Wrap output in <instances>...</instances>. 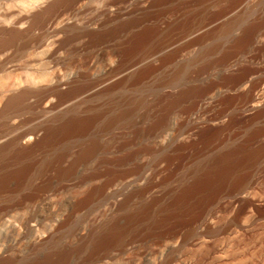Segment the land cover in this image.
Listing matches in <instances>:
<instances>
[{"label":"rangeland","instance_id":"obj_1","mask_svg":"<svg viewBox=\"0 0 264 264\" xmlns=\"http://www.w3.org/2000/svg\"><path fill=\"white\" fill-rule=\"evenodd\" d=\"M263 3L0 0V264H264Z\"/></svg>","mask_w":264,"mask_h":264},{"label":"bare ground","instance_id":"obj_2","mask_svg":"<svg viewBox=\"0 0 264 264\" xmlns=\"http://www.w3.org/2000/svg\"><path fill=\"white\" fill-rule=\"evenodd\" d=\"M253 2V1H252ZM260 3V2H259ZM250 4V3H249ZM262 4V3H261ZM264 4V3H263ZM255 5V4H254ZM248 7L246 8V10L248 9V8H250V10H253L252 8H251V6L252 5H247ZM257 6V5H256ZM255 7V6H254ZM256 8V7H255ZM263 8V7H262ZM242 9V8H241ZM240 9V10H241ZM257 9H258V7H257ZM255 10V9H254ZM249 11V10H248ZM60 13V12H59ZM238 13H239V10H238ZM238 13H236V14H238ZM2 15V14H1ZM239 15V14H238ZM243 13L241 14V16L240 17H238V19H237V17H236V20L235 21H233V22H231V24H230V29H232V30H236L238 27H239V25L241 24V21L243 20ZM234 16H236V15H234ZM245 16V15H244ZM1 17V16H0ZM227 17V16H226ZM231 17V16H230ZM250 17V16H249ZM1 19V18H0ZM2 20V19H1ZM227 23V22H226ZM229 23L230 22H228V25H229ZM16 27V26H15ZM224 28V27H223ZM258 28V27H257ZM210 29V28H209ZM206 30V29H205ZM250 30V29H249ZM254 32V31H253ZM199 33V32H198ZM255 33V32H254ZM254 33L253 34H251L250 33V37H249V39L250 40H245L244 41V43H245V46H246V43H252V44H256V42H257V40H255V35H254ZM196 35V34H195ZM197 36V35H196ZM195 37V36H194ZM257 37V36H256ZM246 38H247V36H246ZM244 39V38H243ZM264 39V38H263ZM200 40H196L195 39V41H193V42H196V43H198ZM201 41H203V40H201ZM241 41V40H240ZM50 42V41H49ZM192 42V41H191ZM201 43V42H200ZM199 43V44H200ZM234 43V42H233ZM78 44V43H77ZM178 44V43H177ZM193 44V43H192ZM203 44V43H202ZM196 45V44H195ZM197 46V45H196ZM171 47V45L169 46V47H167V48H170ZM173 47H175V46H173ZM173 47H172V49H173ZM48 49V48H47ZM52 50V49H51ZM238 50V49H237ZM236 50V51H237ZM5 51V50H4ZM43 51V50H42ZM50 51V50H49ZM234 51V50H233ZM41 52V51H40ZM2 53V52H1ZM56 53V52H55ZM52 52H42V53H40V54H38V55H35L34 57H32V58H30V60H29V64H28V66H30V68H32V71H36V73L37 72H40L43 68H42V65H44L43 67H45L46 65L44 64V62H45V60L46 59H51V57H52ZM159 54H157V56H158ZM208 55V54H207ZM205 56V55H204ZM154 57H156V55L154 56ZM152 60H156V59H152ZM171 60V59H170ZM48 61H50V60H48ZM48 61H47V63H48ZM199 61V60H198ZM28 63V62H27ZM198 62H197V60L195 59V60H191L190 62H188L187 63V66L188 67H190V66H192V65H194L195 66V64H197ZM25 65V64H24ZM27 65V64H26ZM27 66V67H28ZM193 66V67H194ZM134 67V66H133ZM136 67V66H135ZM42 68V69H41ZM192 68V67H191ZM207 68V67H206ZM134 69V68H133ZM190 69V68H189ZM194 69V68H193ZM129 70H131V68L129 69ZM157 70V69H156ZM155 70V71H156ZM181 70V72L179 73L178 72V74L176 75V76H174V78H175V80L174 81H176L178 78H179V80H180V77H183V75L186 73L185 72V70H183V69H180ZM183 70V71H182ZM188 70V69H187ZM203 70V69H202ZM50 71V70H49ZM67 71V70H66ZM65 71V72H66ZM132 71V70H131ZM44 73V72H43ZM127 73H130V72H127ZM188 73V75H189V71L187 72ZM28 74H31V73H28ZM54 74V73H53ZM68 74V73H67ZM103 74V73H102ZM126 74V73H125ZM191 74H193V73H191ZM31 75H33V74H31ZM46 75V74H45ZM73 75V74H72ZM182 75V76H181ZM29 76V75H28ZM27 76V77H28ZM40 76H42V75H40ZM44 76V75H43ZM99 76V75H98ZM101 76V75H100ZM119 76V75H118ZM36 76H34V78H32V77H29L30 78V81H29V84L31 83V84H33V85H36V87H37V85H40L41 83H44L43 81H45V80H43V77L41 78V79H37V78H35ZM78 77V74H76L75 76H71L69 79H67V80H63V81H61V82H59V87H65V86H67V85H69L72 81H74V80H76V78ZM121 77V76H120ZM124 77V76H123ZM32 78V79H31ZM173 78V79H174ZM27 80V79H26ZM25 80V81H26ZM109 80H111V79H109ZM109 80H105L104 82H103V84L101 83V85L99 84V86L98 87H96V88H94V89H92V90H88V92L86 93V94H84V97H82L81 98V100L80 101H82V100H88V99H91V98H93V97H97V95L100 93V90H101V88L103 87V86H105L104 84L106 83V82H108ZM178 80V81H179ZM49 81H51V80H49ZM124 82V81H123ZM125 82H126V80H125ZM129 82H130V80H129ZM173 82V81H172ZM50 83V82H49ZM176 83V82H175ZM23 84V83H22ZM46 84H48V83H46ZM124 84H126V83H124ZM123 84V85H124ZM29 86V85H28ZM46 86V85H45ZM15 87H18L19 88V86H15ZM23 87V86H22ZM31 87V86H30ZM29 88V87H28ZM11 89V88H10ZM39 89V88H38ZM220 90V89H219ZM23 92V91H22ZM9 93H12V91H10ZM33 93V91H30V90H27V91H25V92H23L21 95L19 94V96L18 97H16L17 98V100L16 101H14L13 103H7L6 101H7V96L8 95H6V94H4L5 96L2 98L1 97V99H3L2 101H0V106L2 107V109L4 110L5 108H9V107H17L18 105H22V104H24L25 103V101L28 99V97L31 95ZM76 93V92H75ZM100 95V94H99ZM98 95V96H99ZM9 97V96H8ZM49 98V97H48ZM261 98V97H260ZM0 99V100H1ZM14 99V98H13ZM52 101V100H51ZM79 101V100H78ZM78 101H75L74 103H72V102H70V104L72 103V105L74 106L75 105V107L77 108H81V105L80 104H78L77 102ZM27 102V101H26ZM77 103V104H76ZM81 103V102H80ZM82 105H83V101H82ZM45 107H44V109H43V114H44V119L46 118V117H48L49 115H51L52 113H54L55 111H58L57 109H59V108H61L60 107V105L59 104H55L54 102H48L46 105H44ZM67 107L69 108V105H67ZM72 107V106H71ZM17 108H20V107H17ZM22 108V107H21ZM74 108V107H73ZM83 108V107H82ZM17 110V109H16ZM61 110V109H60ZM62 111V110H61ZM64 111V110H63ZM124 115V114H123ZM123 118H125L124 116H122ZM120 118V117H119ZM119 118H117V119H119ZM122 118V119H123ZM116 119V120H117ZM123 120H125V119H123ZM122 120V121H123ZM120 121H121V119H120ZM42 129V128H41ZM31 136V135H30ZM39 132L38 131H35L33 134H32V141H33V139H38L39 137ZM27 137V136H26ZM26 137H24L23 139H25V140H27V139H29V138H27L26 139ZM30 140V139H29ZM29 140H27L29 143H30V141ZM5 141V140H4ZM22 141V140H21ZM36 141V140H35ZM2 142V141H1ZM1 144V143H0ZM24 145V144H23ZM26 145H28L27 143H26ZM114 177V176H113ZM122 185V184H121ZM120 185V186H121ZM119 186V185H118ZM124 186H125V184H124ZM114 187H116V186H114ZM126 187H127V185H126ZM119 188V187H118ZM116 188H114V190H115ZM113 189H112V191H114ZM116 191H118L119 192V190H116ZM123 191V190H122ZM127 191V190H126ZM118 192H116V193H118ZM178 192V191H177ZM115 193V192H114ZM122 193V192H121ZM123 193H125L124 191H123ZM142 194V193H141ZM143 194H145V193H143ZM146 195V194H145ZM117 196H118V194H117ZM142 197V196H141ZM162 197V196H161ZM91 198V197H90ZM142 198H144V196L142 197ZM117 202V201H116ZM118 204V203H117ZM132 209V208H131ZM114 210V209H113ZM19 234V233H18ZM18 238V237H17ZM45 238V237H44ZM18 240V239H17ZM14 241H16V240H14ZM45 240L43 239V238H40L37 242H39V243H42V242H44ZM20 242V241H19ZM18 242V243H19ZM15 245V244H14ZM14 247V246H13ZM13 249V248H12ZM1 252V251H0Z\"/></svg>","mask_w":264,"mask_h":264}]
</instances>
